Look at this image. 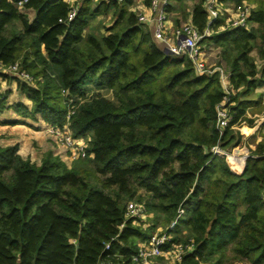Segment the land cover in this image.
<instances>
[{
	"label": "trees",
	"instance_id": "1",
	"mask_svg": "<svg viewBox=\"0 0 264 264\" xmlns=\"http://www.w3.org/2000/svg\"><path fill=\"white\" fill-rule=\"evenodd\" d=\"M18 1L0 0V62H18L35 83L3 75L31 106L7 104L0 92V109L67 123L89 140L71 167L51 152L36 164L17 144L0 145V264H136L137 241L155 226L125 216L128 201L143 200L140 189L146 211L168 224L183 210L167 229L170 242L185 229L193 246L176 264H264V122L244 157L211 151L238 145V126L256 124L246 110L264 84V0H220L252 4L246 25L216 31L218 18L201 39L219 48L228 94L218 72L198 74L185 55L165 53L128 10L132 0H80L71 20L65 0ZM191 1L190 21L202 31L204 0ZM111 9L106 33H85L90 18ZM223 97L231 120L220 133Z\"/></svg>",
	"mask_w": 264,
	"mask_h": 264
},
{
	"label": "built area",
	"instance_id": "2",
	"mask_svg": "<svg viewBox=\"0 0 264 264\" xmlns=\"http://www.w3.org/2000/svg\"><path fill=\"white\" fill-rule=\"evenodd\" d=\"M24 1H18V6L21 7ZM71 6L68 11L66 20H71L76 13L78 2L80 0H65ZM96 1V0H94ZM121 3L124 0H114ZM168 5L169 0H132L128 6L129 11H133L136 15V21L143 29L147 30L149 24H152V36L157 40L164 51L171 55H185L193 64L194 70L198 74L218 72L220 83L225 94L229 93V85L227 79V71L224 66H208L202 54L201 39L213 33V22L220 19L227 11L224 3L220 0H204L203 7L206 13V25L202 31L198 30L190 20L180 24L179 26H169L168 20ZM140 7H145L140 9ZM252 4L242 2L236 5L230 16L226 17L224 24L218 26L216 31H222L229 27L245 26L247 17ZM61 21V19H59ZM3 75L16 77L26 83L33 85L35 79L23 68L18 62L3 64L0 62V80H4ZM227 98L216 105V128L222 133L223 129L229 124L231 114L226 107ZM71 111L68 112L67 117ZM48 134L56 141L60 151L57 153L60 159L76 161L87 156L88 137H75L68 127L67 123L62 125L46 124ZM213 153L225 152L218 145L211 147ZM227 156L229 158L228 152ZM261 196L264 199V188L261 191ZM183 213L181 208H178L175 220ZM151 214L146 211L145 205L136 201H128L126 204V218H133L135 221H142L145 216ZM173 221V223L175 222ZM172 223V224H173ZM171 224V225H172ZM143 225L147 226L148 224ZM170 225V226H171ZM172 233L167 230L159 229L151 232L147 239L137 242V250L131 257V260L136 264H153L158 258H165L168 264H176L181 260V257L192 249V240L187 243H172ZM109 245L106 244L105 248Z\"/></svg>",
	"mask_w": 264,
	"mask_h": 264
},
{
	"label": "crops",
	"instance_id": "3",
	"mask_svg": "<svg viewBox=\"0 0 264 264\" xmlns=\"http://www.w3.org/2000/svg\"><path fill=\"white\" fill-rule=\"evenodd\" d=\"M178 2L180 1L169 0V5L167 8L169 12L167 16L170 27L179 26L183 23L182 19L177 20L178 12L176 8H174L176 3ZM224 7L227 11L220 18L223 19V21L226 17L230 16L231 12L235 8V5L231 3H224ZM144 8L145 7H140V9ZM191 10L192 8L187 11L186 19L184 22L190 20ZM25 12H28L27 16L30 20L34 17V11L32 9H27ZM152 26V24H149L147 27L151 35ZM206 47L207 51H202L206 64L210 67L218 66V63L220 62L219 48L214 46L213 44L207 45ZM219 65H222V63H219ZM0 88H3L4 92L7 93V98H14L15 96H17L13 101L8 100L7 104H11L13 102H22L28 107L31 106V101L28 100L23 94L18 92L17 83L14 79H4L3 81H0ZM249 98L253 101H251L252 103L246 110V116L253 118L256 124L253 128H245L249 131V136L255 137L260 141L262 137L258 132L260 130L261 123L264 122V84L257 86L251 93ZM16 120H21L22 123H13V121ZM42 127L43 123L40 121V119H38V117H22L15 113L12 109H0V145L5 146L18 143L19 153L23 157H30V160L35 162L36 164H39L41 162L43 153L51 152L52 154H54V150L52 149L50 143L45 139L44 135L40 133V131H42Z\"/></svg>",
	"mask_w": 264,
	"mask_h": 264
},
{
	"label": "rangeland",
	"instance_id": "4",
	"mask_svg": "<svg viewBox=\"0 0 264 264\" xmlns=\"http://www.w3.org/2000/svg\"><path fill=\"white\" fill-rule=\"evenodd\" d=\"M95 5H96V1H93L91 6L94 7ZM192 6H193V1H189V0H183V1H180V2L176 3V5L174 6V8H176V10L178 12V15H177L178 16V19L177 20L182 19V22L184 23V21L186 19V13H187V11L189 9L192 8ZM26 14L28 15V12ZM114 18H115V15H114V12H113L112 9L109 10V11H107L106 13H101V14H99L97 16H94V17L90 18L89 19V25H88V28L86 29V32L85 33H93V34H95L97 36H101L102 34L106 33V27L109 26V25H111L113 23ZM200 45H201L202 51L206 52L207 51V47H206L205 43L201 42ZM212 60H214V59H212ZM219 60H220V58H219ZM219 63H222V65H224L226 67V64L224 63V61H221L220 60ZM219 63H218V65H219ZM57 71L59 72V68H57ZM0 81H3V80H0ZM91 91H94V90H93V88L91 86H89L88 87L89 94L91 93ZM0 92L3 93L4 92V89L3 88H0ZM101 92L104 95H106L107 97H111V94H110L109 91L102 90ZM16 97L17 96H15L14 98L8 97L7 98V101L8 100L9 101H13ZM36 117H38V119H40V121L43 123L42 131H40V133L42 135H44L45 139L50 143L52 149L54 150V155H58L57 153L60 151V149L57 147L56 141L54 140V138L51 135L48 134V132H47L48 130L45 127V125L46 124H49V123H45L40 118L39 115H37ZM28 118H30V117H28ZM21 123H17V124H21ZM245 127L247 128L246 124H242V125L238 126V131L241 132L240 143L238 145H236V146H233V147H230V148L228 147L227 149H223L224 151L232 154L231 155V158H230L232 161L235 159L233 157V154L236 153V156L237 157H244L245 152H246V154H249V150L246 151L245 147L246 148L247 147L254 148L257 145V143L259 142V140H257L255 137H250L249 136V131L247 132V129ZM258 133L262 137V134L260 132H258ZM14 144H17L18 145V153H19V144L18 143H14ZM5 146H7V145H5ZM45 154L46 153H43L42 158L44 157ZM24 158H29L30 159V157H24ZM61 160L65 164H67L68 166H70V167L71 166H76V165H81V163L84 161L83 159H78L76 161H69V160H66V159H61ZM86 165H87L88 168L91 167L90 164L89 165L86 164ZM243 165H244V160H243L242 167H243ZM231 167H232V165H231ZM232 169H234V168L232 167ZM91 181L94 182V179L91 178ZM137 195H142L143 200L142 201H138L136 199H132L130 201H136V202H140V203H143L144 204V200H146V199L149 198L148 194L145 193L144 190H142V189L138 190ZM150 214H151L150 216H145V218L141 221L142 224L143 223L144 224H148V226L151 225V224L152 225H155L154 228L151 231L148 230V233L149 234L151 232L157 230V229H159L161 231H164V230H167L170 227L171 224H168L167 222H165V217H164L163 214H161V213H153V212L150 213ZM171 235H172V237H174L173 234H171ZM175 236H177L179 238V240H178L177 243H179V242H181V243H187L188 240L189 241L192 240V237H190L188 231H186L185 229H182L181 232L175 234ZM153 264H168V262H167V260L165 258H158L155 261V263H153Z\"/></svg>",
	"mask_w": 264,
	"mask_h": 264
},
{
	"label": "water",
	"instance_id": "5",
	"mask_svg": "<svg viewBox=\"0 0 264 264\" xmlns=\"http://www.w3.org/2000/svg\"><path fill=\"white\" fill-rule=\"evenodd\" d=\"M165 53H167V52L165 51Z\"/></svg>",
	"mask_w": 264,
	"mask_h": 264
}]
</instances>
